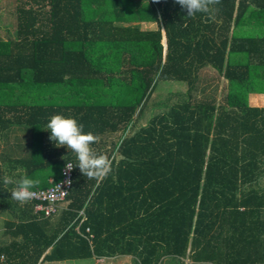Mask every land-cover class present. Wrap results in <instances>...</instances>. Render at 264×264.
Instances as JSON below:
<instances>
[{
	"label": "trees",
	"instance_id": "1",
	"mask_svg": "<svg viewBox=\"0 0 264 264\" xmlns=\"http://www.w3.org/2000/svg\"><path fill=\"white\" fill-rule=\"evenodd\" d=\"M210 8L212 19L177 0H15L0 36V264H264V106L250 104L264 94V0ZM205 68L223 78L220 99ZM172 81L182 89L152 100ZM148 106L163 110L139 125ZM56 113L98 134L106 175H82L49 139ZM68 161L56 213L11 197L19 177L46 188Z\"/></svg>",
	"mask_w": 264,
	"mask_h": 264
},
{
	"label": "clouds",
	"instance_id": "2",
	"mask_svg": "<svg viewBox=\"0 0 264 264\" xmlns=\"http://www.w3.org/2000/svg\"><path fill=\"white\" fill-rule=\"evenodd\" d=\"M181 8L186 10L187 15L204 13L212 19L210 5L212 0H177ZM49 131V139L56 146L63 145L75 153L79 170L82 175L89 178L101 177L110 171V160L105 155L96 152L92 145L97 141L98 134L85 131L84 126L73 116H65L60 113L49 117L46 127ZM4 183H9L10 178L4 177ZM39 183V179L28 175L19 177L11 190V197L24 202L33 196V186Z\"/></svg>",
	"mask_w": 264,
	"mask_h": 264
},
{
	"label": "rangeland",
	"instance_id": "3",
	"mask_svg": "<svg viewBox=\"0 0 264 264\" xmlns=\"http://www.w3.org/2000/svg\"><path fill=\"white\" fill-rule=\"evenodd\" d=\"M15 6V0H0V36L2 37H7V28L8 25L10 24V22L13 20V9ZM142 27L146 28V29H150V28H156V23L155 22H144L142 23ZM208 78L211 84H217L218 85V94L217 97L218 99L221 98L220 92L223 90V87L225 85L223 78H219L217 76V72L214 69H208L205 68L203 70V72L201 73V76H205ZM179 90L182 89L181 86H179V83L177 82H161L159 84V86L157 87V89L154 91L153 96H152V100H162L164 98V95H167L168 90ZM151 104V102L149 103V105ZM250 104L254 105V106H264V94H252L250 96ZM152 105V104H151ZM162 108H155L152 109V106H148V108L145 110V113L143 114V117L139 120V125L143 122H146L147 119L151 116L152 112L156 113L159 111H162ZM8 214L6 211H3L2 209H0V232L3 230L4 228V221L6 220V218H8ZM68 262H73V261H56L55 263L58 264H69ZM75 262V261H74ZM79 262V261H76ZM80 262H84V261H80ZM102 261H97L94 260L93 264H99ZM187 262V260H186ZM53 262L51 261H47L44 262V264H52ZM133 263L132 262V256L130 257H126L124 256L123 258H119L116 259L114 261V264H130Z\"/></svg>",
	"mask_w": 264,
	"mask_h": 264
},
{
	"label": "built area",
	"instance_id": "4",
	"mask_svg": "<svg viewBox=\"0 0 264 264\" xmlns=\"http://www.w3.org/2000/svg\"><path fill=\"white\" fill-rule=\"evenodd\" d=\"M74 180V164L66 162L61 168V177L46 188L32 189L30 200L36 201L35 210L45 215L56 213L60 203L67 197Z\"/></svg>",
	"mask_w": 264,
	"mask_h": 264
},
{
	"label": "crops",
	"instance_id": "5",
	"mask_svg": "<svg viewBox=\"0 0 264 264\" xmlns=\"http://www.w3.org/2000/svg\"><path fill=\"white\" fill-rule=\"evenodd\" d=\"M143 117V116H142ZM141 117V118H142ZM139 123V122H138ZM145 122H143V123H141V124H144ZM124 256H118V257H114V256H103V257H99V258H94V259H92V261H90V262H68L69 264H93V261L94 260H97V261H102V262H100L99 264H114V261L116 260V259H121V258H123ZM126 257H130V255H127ZM56 262V261H55ZM55 262H53L52 264H58V263H55ZM44 264V263H43ZM61 264V263H60ZM67 264V263H66ZM130 264H133V263H130Z\"/></svg>",
	"mask_w": 264,
	"mask_h": 264
}]
</instances>
